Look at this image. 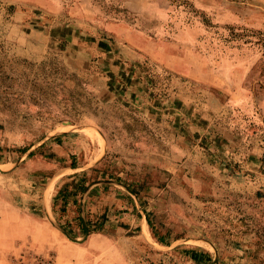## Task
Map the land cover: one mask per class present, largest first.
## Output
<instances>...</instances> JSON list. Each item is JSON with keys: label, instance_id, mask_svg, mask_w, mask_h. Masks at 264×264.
I'll list each match as a JSON object with an SVG mask.
<instances>
[{"label": "rangeland", "instance_id": "374dc122", "mask_svg": "<svg viewBox=\"0 0 264 264\" xmlns=\"http://www.w3.org/2000/svg\"><path fill=\"white\" fill-rule=\"evenodd\" d=\"M189 247L264 264V0H0V264Z\"/></svg>", "mask_w": 264, "mask_h": 264}, {"label": "trees", "instance_id": "16d2710c", "mask_svg": "<svg viewBox=\"0 0 264 264\" xmlns=\"http://www.w3.org/2000/svg\"><path fill=\"white\" fill-rule=\"evenodd\" d=\"M59 137H54V139H58ZM43 145H40L37 149H35L34 151H31L28 153V156L31 157L32 155H34V152H36L37 150H40L42 148ZM28 151V149L24 148L21 149L22 153H26ZM70 167L72 169H75L76 167L74 166L73 162L70 164ZM92 170V169H91ZM117 184H120V180L118 178L115 179ZM95 184L93 183H89L86 184L85 181V173H82L80 175V177L75 180L72 179L69 183H64L58 190L57 192V196L61 198L62 201V206H65L67 204V200L70 197H76L77 195H83L88 188ZM126 190L133 196H135L136 198H138V201L141 202V198L139 196V193H137L135 191V189H133L132 187H130V185H126ZM146 219V223L149 227V229L151 230L153 237L155 238L156 242L159 243L162 246H169V243L166 242L164 240V238L155 230L153 224L151 223L149 216L146 214L145 216ZM105 222V214L103 213L100 216V219L98 221V223H96L93 226V231L95 233H99L102 231V227L104 225ZM82 224V223H81ZM84 229V228H83ZM68 234H70L67 230H65ZM182 252L185 256H187L191 261H193L196 264H200L203 262H209L211 261V255L210 253H208L207 251L200 249V248H184L182 249ZM26 264H55L52 260H44L40 257H34L33 261H28V263ZM216 264H218V262H216Z\"/></svg>", "mask_w": 264, "mask_h": 264}, {"label": "water", "instance_id": "95a60500", "mask_svg": "<svg viewBox=\"0 0 264 264\" xmlns=\"http://www.w3.org/2000/svg\"><path fill=\"white\" fill-rule=\"evenodd\" d=\"M61 230H62V233H64V235H66V237H68L69 239H71L69 236H68V234L61 228ZM85 234H88V231L86 230V232H85ZM216 263V260L214 259L213 261H212V264H215Z\"/></svg>", "mask_w": 264, "mask_h": 264}, {"label": "crops", "instance_id": "0c3cea01", "mask_svg": "<svg viewBox=\"0 0 264 264\" xmlns=\"http://www.w3.org/2000/svg\"><path fill=\"white\" fill-rule=\"evenodd\" d=\"M112 60H115V58H113ZM119 73H120V76H123L124 75L126 77V75H127V73L124 74L123 71H120Z\"/></svg>", "mask_w": 264, "mask_h": 264}]
</instances>
